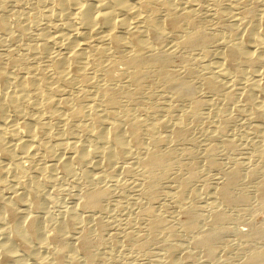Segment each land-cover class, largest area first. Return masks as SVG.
Masks as SVG:
<instances>
[{
	"label": "rangeland",
	"instance_id": "obj_1",
	"mask_svg": "<svg viewBox=\"0 0 264 264\" xmlns=\"http://www.w3.org/2000/svg\"><path fill=\"white\" fill-rule=\"evenodd\" d=\"M78 1L92 2L93 8L98 3ZM127 1L138 5L135 0ZM147 1L141 10L143 18L148 17L145 25L181 15L194 2L195 11L182 18L181 24L185 32H197L200 37L184 41L183 33L176 37L178 33L168 28L163 36L151 38L154 54H150L156 60L136 68L141 77L134 81L133 68L121 59L132 50L117 40L128 39L127 28L115 27V38L105 45L89 34L86 50L91 60L85 71L79 69L69 47L40 45L67 22L82 29L79 8H65L62 0H0V67L12 79L35 80L18 107L19 114L6 111L7 119L18 126L17 138L25 149L31 148L29 156L25 159L24 149L18 146L12 151L13 159L0 153V160L3 167L23 163L21 171L10 178L21 188L24 200L39 202L37 210L27 203L23 209L38 216L39 239L47 247L44 250L31 240L38 262L21 248L19 260L6 264H51L60 256L66 257L64 264L71 263V256L76 264H250L255 251H264V184L260 185L264 91L248 90L244 85L264 65L235 61L237 66L224 61L229 40L240 36L246 21L263 9L264 0ZM213 67H222L226 79L220 82L223 86L208 88L205 83L210 77L217 80ZM76 68L84 69L83 73ZM65 69L71 70L67 73ZM63 72L65 78L58 79ZM231 80L237 89L228 91L225 85ZM36 92L59 102L45 108L43 97ZM90 104L95 108L91 114L102 113V124L71 116L66 110L70 107L84 113ZM56 114L70 116L62 120ZM130 118L142 123H138V143H129L127 154L110 156L111 163L105 157L84 155L85 147L101 148L96 137L105 135L107 123L115 119L122 127V121ZM150 123L155 127L147 133ZM66 142L78 151L65 147ZM147 150L162 152V161L144 167ZM98 159L95 169L90 163ZM64 160L69 162L68 169L62 166ZM31 181L37 188L27 195ZM100 189L104 195L98 201L88 199ZM12 192L5 200L16 208L17 193ZM211 200L214 208L206 204ZM214 209L224 216L220 223L209 218ZM21 223L19 216L7 217L3 227ZM212 231L217 237L212 240L210 256L207 245L195 239ZM8 238L0 235V241Z\"/></svg>",
	"mask_w": 264,
	"mask_h": 264
},
{
	"label": "bare ground",
	"instance_id": "obj_2",
	"mask_svg": "<svg viewBox=\"0 0 264 264\" xmlns=\"http://www.w3.org/2000/svg\"><path fill=\"white\" fill-rule=\"evenodd\" d=\"M1 1H3V0H1ZM103 1L97 0L98 3L95 2L97 5H96V7L94 6L95 8H93L92 2H91V5H92L91 6L90 4L85 5L86 3L82 4V2L81 1L79 2L78 0H62V3H63L62 6L64 5L65 8L66 7H68V8L74 7L75 8V6H76V9L79 8L78 10L80 13L79 12L78 13L80 14V19L82 22V27H81L82 29L76 30V29H74V27L72 28L73 25H70L69 22H67L66 25H63V30L59 29L54 34H52V35L49 34L48 37H46L43 40L42 44H40V45L45 46V45H48L51 43V44H55L56 46L57 45L58 46L65 45V46L69 47L71 49L72 54L75 56L77 63H79L78 65H80L79 69L85 68V71H86V66L87 65L89 66V64H90L89 62L91 60L90 55H88L87 50H86V48L88 46L87 38H88L89 34H94V36L96 35L97 38L99 39V41H101L103 43V45H105L106 41L113 40L115 38V35H113V29H115V27H117V26L118 27L122 26L124 28H127V30H129L128 39L124 40L125 38L124 39L123 38H117V40L119 43L123 44V46L125 45L126 47L130 48L132 50V53L130 55H127V56H125V55L122 56L121 59L127 64L129 69L133 68L132 79H134V81H139V78L141 76L139 74V70H136V68H138L141 64H147L150 61H153L154 59L156 60V57H153L154 55L150 54V51L152 50L151 49L152 46L150 44L151 38L155 39L156 36L159 35V37H160L161 34H162L161 36H163V33L165 34L166 33L165 30L166 29L168 30V28L175 30V32H176L175 34L178 33L176 35V37L183 33L180 37H182V39H184V41H189L194 37L195 38L200 37V35L197 32H194V33H189L187 31L185 32V28H184L183 24H181L182 18L188 17L192 13V11L193 12L195 11L194 8H195L196 4L194 5L193 4L194 2L189 3L186 7H184L181 15L165 16V18L163 20L161 19V21H160V19L158 21H152L150 19L152 22H150V23L146 22L147 24L145 25L144 24V18L145 17L143 18V16L141 15L142 14L141 12H143L141 10H143V7H145L149 4V2L147 0H135V1H137L136 3H138V5L132 4L131 2L129 3L127 0H111L109 3H105L106 1L108 2V0H106L104 2ZM234 1L237 2V0H234ZM241 1H245V3H246L247 0H241ZM189 2H191V1H189ZM63 7H62V9L65 10ZM65 14L68 15L67 11H64V15ZM146 18H148V17H146ZM146 18H145V20H147ZM244 19H245L244 17H243V19L241 17L239 20L243 21ZM81 22H80V24H81ZM245 25H246L245 29L243 31H241L240 36L238 35L237 37L229 40V42H228L229 44L228 45L226 44L228 46L229 50H228V52L226 51V55L224 56V61L225 62H234V63H235V61H238V62H240V64L242 62L255 61L257 63L259 62V63H262L264 65V7L255 16L248 19L246 21ZM54 26L56 27L58 25H54ZM56 28H58V27H56ZM75 28H77V27H75ZM239 32H240V30H239ZM172 33H173V31H172ZM225 43L226 42H224V44ZM103 50H104V48L98 49V51L100 53H104ZM153 51H151V53ZM152 54H154V53H152ZM238 62H236V63H238ZM236 65L238 66L239 64H236ZM107 67H109V71H108V75H109L112 66L109 65ZM76 69H77V72H79L78 71L79 69L78 68H76ZM70 70H66V72L67 71L69 72ZM73 71H75V70H73ZM81 71L79 72L80 75H81ZM83 71H84V69H83ZM83 71H82V73H83ZM60 72H62V71H60ZM77 72H76V74H77ZM234 72H236V70ZM79 74H77V75H79ZM65 75L66 74L63 72L60 75V77L58 75V77H59L58 79H61L62 77L65 78ZM131 75L132 74L130 73V76ZM213 75H214V78L215 77L217 78V80L210 77L208 79V81L205 83L208 86V88L209 87L210 88H216L219 85L223 86L224 84L220 83L223 81V79H226V77H225L226 73L223 70V68L222 67H213ZM251 75H253L251 80L250 79L246 80L244 85H247L249 87L248 90L250 89L252 91H258V92L263 93V91H264V67H263L262 71L260 70V72H258L257 74H251ZM68 76L69 75L67 74V77ZM172 79H170V80H172ZM173 80H175V79H173ZM34 82H35V80L32 77H24L22 80L12 79L6 74L4 69H2L0 67V153L3 156L6 154V156H8V160L13 159L12 151L15 147L19 146V147H22L24 149V154H25L24 158L25 159L28 158L29 152L31 151V148L25 149V145L22 142H20V139L17 138V137H19L18 129H17L18 126L13 121H9L7 119L6 111L11 110V111L15 112V114H19L18 107L27 98V96H29L28 92L31 90ZM225 82H226V80H225ZM171 83H173L174 86L176 85V82H171ZM235 86H236L235 80H231V82H229L227 85H225V88L228 91H232V90L237 89ZM35 95L37 97H39L41 100L43 97L42 105L45 108H51V107H53V105L55 103L59 102V100H55L52 98H46L45 96H42V94H40L39 92H36ZM61 102L64 104V107L66 108V102L63 100H61ZM251 105L253 107V105H254L253 101H252ZM86 109L87 110L84 113L82 111L76 109V108L71 109L69 107L66 110L70 111L69 114H71V116L79 115V117L80 116L89 117L90 120H92L93 122L102 124V122H103L102 113L97 114L95 111V113L91 114L92 113L91 111L95 109V108H93V105H91V104L88 105V107H86ZM68 115H66V116H68ZM66 116H64V117H66ZM55 117L62 119V120H67V117L64 118L61 114H56ZM131 118L130 119H124L122 121V127L119 125L117 120L115 121V119H112V121H110L109 124L108 123L106 124V126H108V129H106L107 131H106L105 135L104 136H98L97 135V137H96V140L102 144L101 148H97L95 146L94 147L91 146V147H87V148L85 147L83 149L84 155H86L87 157H98L101 159L105 157L106 160L108 162H110V161H112L111 160L112 158H110V156L112 157V155L114 156V155L125 154V153L127 154L128 150L130 149V148H128L129 143H132V144L138 143V138L141 134V127H140V124H138V123H142V122H138V120L134 121L133 119L135 117L133 119H131ZM139 121H140V119H139ZM124 122H125V125L123 124ZM123 125L126 127V129H123L124 128ZM154 127H155V125L153 123L147 124V133H150ZM82 128L84 131L88 130L86 126H82ZM121 128H122V131H121ZM123 131L126 132V136L125 135L123 136V134H122ZM27 133H28V136L30 137L31 134L29 132H27ZM127 133H128V135H127ZM107 139L111 143L109 146L106 145V143H108ZM11 140H15V142L8 143ZM63 145L65 147L67 146L68 149H70L71 151L73 150V152L74 151L76 152L79 149L77 146H72L67 142ZM148 150H150V149H148ZM148 150L145 152L146 153L145 157L142 158L143 159L142 163H143L144 167H146V168L151 167V166H155L156 164H159L162 161V157H163V154H161L162 152L159 153V152H153V151H148ZM151 150H153V149H151ZM142 153H144V152H142ZM262 155H263V153H262ZM84 158H85V156H84ZM98 160L95 161L94 163H90L94 166L93 168H95V169L99 165L100 160L99 161ZM103 160L106 161L105 159H103ZM64 161H65V163H63L62 166L65 169H68L69 162H66L68 160H64ZM23 162L25 163V161H23ZM103 162H102L101 166L105 164ZM22 167H23V163L19 164L17 162H12L10 167H3L2 161L0 160V228H1L0 235L9 236L8 239L0 241V263L1 264H4V263L6 264V262H8V261H14V260L18 261L19 260L18 250L21 248L25 250V252L29 256L30 260H34V262H35V261H37V257L35 256V254L33 252V247L30 246L31 244H29V242L31 240L37 241L38 245H41L40 247H42V248H43L42 245L44 244L43 238L39 239L41 237V232L39 231V227H38L39 226L38 216L37 215L35 216L33 214L29 215L28 212H24V209H23V207H26V203H27V205L30 207L31 210H37L39 208V202L35 201L33 199H30V198H28V200H24L22 197L21 188L19 187V185H17L15 182H13L12 179L10 178L13 173L20 172ZM34 181H31L29 183V186H28L27 191H26L27 195H29L30 192L36 190L37 183H35L36 181L35 182ZM261 182H262V184H264V173H263V178L260 181V185H261ZM9 190L13 191L12 193H14V192L17 193V198L14 200V202L16 201V208L11 203L7 202V200H5V199H9V192H11ZM97 190L94 191L92 194H89L90 196L88 199H90L91 201H98V199H100V197H102L104 195L103 194L104 190L100 189L102 192L97 191ZM206 204L209 206H213L212 208L215 207V202L212 200L209 202L206 201ZM217 209L216 210L214 209V212L212 213L211 217H209V218H211L212 222H214V223H217V222L220 223L224 219V216L220 212H218ZM16 216H19L22 218V223L20 225H10L6 228L3 227L5 224V219L7 217H9V219H13ZM24 218H26V219L24 220ZM214 225H216V224H214ZM215 227L216 226H214V229H215ZM218 228H219V224H218ZM208 233L209 232L206 233L207 235H205V234L203 236L201 235V237L198 238V240L195 239V242L197 241L198 243L205 244L203 246L207 245L208 250L206 252H208V254L211 256V254H212L211 243H212V240L217 237L216 236L217 234H215L213 231L209 234ZM46 239H47V237H46ZM45 248H47V247H45ZM45 248H43V249L45 250ZM255 252L256 253H254L250 257L248 262L250 264H264V251H262V250L258 251L257 250ZM65 259H66V257L63 259L62 256H60L59 258H57L55 260L54 263H51V264H64ZM73 259L74 258L71 256V257H69V261L71 263L68 260H66V261H68L70 264H76L75 260H73Z\"/></svg>",
	"mask_w": 264,
	"mask_h": 264
}]
</instances>
